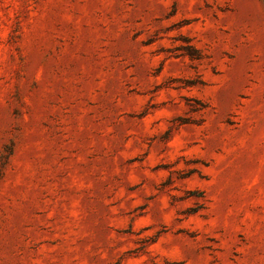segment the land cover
Here are the masks:
<instances>
[{
    "label": "rangeland",
    "instance_id": "obj_1",
    "mask_svg": "<svg viewBox=\"0 0 264 264\" xmlns=\"http://www.w3.org/2000/svg\"><path fill=\"white\" fill-rule=\"evenodd\" d=\"M0 264H264V0H0Z\"/></svg>",
    "mask_w": 264,
    "mask_h": 264
}]
</instances>
